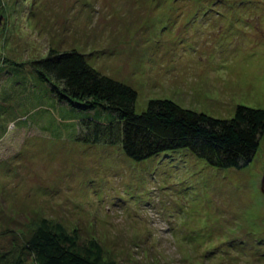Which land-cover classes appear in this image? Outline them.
Returning a JSON list of instances; mask_svg holds the SVG:
<instances>
[{
  "label": "rangeland",
  "instance_id": "374dc122",
  "mask_svg": "<svg viewBox=\"0 0 264 264\" xmlns=\"http://www.w3.org/2000/svg\"><path fill=\"white\" fill-rule=\"evenodd\" d=\"M77 48L153 97L230 117L264 107V0H0V264L43 217L122 264H264V133L246 166L189 148L143 160L78 138L79 119L30 60Z\"/></svg>",
  "mask_w": 264,
  "mask_h": 264
},
{
  "label": "trees",
  "instance_id": "16d2710c",
  "mask_svg": "<svg viewBox=\"0 0 264 264\" xmlns=\"http://www.w3.org/2000/svg\"><path fill=\"white\" fill-rule=\"evenodd\" d=\"M38 78L49 83L61 102L81 111L103 108L114 118L79 119V136L86 142L122 144L125 153L143 160L163 151L189 148L218 167L241 168L254 158L264 133V107L238 104L230 117L185 107L168 97H153L136 110L138 90L105 74L77 48H50L30 60ZM32 234L12 248L5 264H122L106 257L97 237L84 238L78 228L43 217Z\"/></svg>",
  "mask_w": 264,
  "mask_h": 264
},
{
  "label": "water",
  "instance_id": "95a60500",
  "mask_svg": "<svg viewBox=\"0 0 264 264\" xmlns=\"http://www.w3.org/2000/svg\"><path fill=\"white\" fill-rule=\"evenodd\" d=\"M262 190L264 191V177H263V180H262Z\"/></svg>",
  "mask_w": 264,
  "mask_h": 264
}]
</instances>
